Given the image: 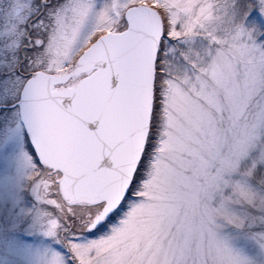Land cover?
Instances as JSON below:
<instances>
[{
	"label": "snow or ice",
	"instance_id": "1",
	"mask_svg": "<svg viewBox=\"0 0 264 264\" xmlns=\"http://www.w3.org/2000/svg\"><path fill=\"white\" fill-rule=\"evenodd\" d=\"M0 264H264V0H0Z\"/></svg>",
	"mask_w": 264,
	"mask_h": 264
}]
</instances>
